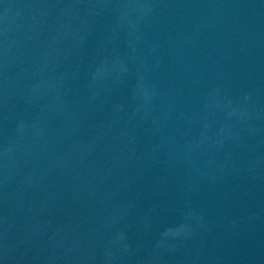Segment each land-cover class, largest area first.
I'll list each match as a JSON object with an SVG mask.
<instances>
[{"label":"water","instance_id":"obj_1","mask_svg":"<svg viewBox=\"0 0 264 264\" xmlns=\"http://www.w3.org/2000/svg\"><path fill=\"white\" fill-rule=\"evenodd\" d=\"M0 264H264V0H0Z\"/></svg>","mask_w":264,"mask_h":264}]
</instances>
